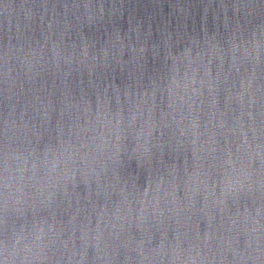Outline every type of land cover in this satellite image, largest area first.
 I'll return each mask as SVG.
<instances>
[{"label": "water", "instance_id": "1", "mask_svg": "<svg viewBox=\"0 0 264 264\" xmlns=\"http://www.w3.org/2000/svg\"><path fill=\"white\" fill-rule=\"evenodd\" d=\"M2 264H264V0H0Z\"/></svg>", "mask_w": 264, "mask_h": 264}, {"label": "clouds", "instance_id": "2", "mask_svg": "<svg viewBox=\"0 0 264 264\" xmlns=\"http://www.w3.org/2000/svg\"><path fill=\"white\" fill-rule=\"evenodd\" d=\"M0 264H2V262H0Z\"/></svg>", "mask_w": 264, "mask_h": 264}]
</instances>
